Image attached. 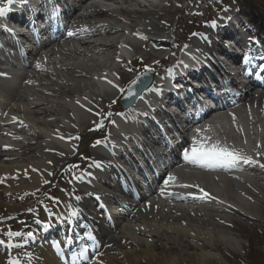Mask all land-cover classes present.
Here are the masks:
<instances>
[{
  "label": "bare ground",
  "instance_id": "6f19581e",
  "mask_svg": "<svg viewBox=\"0 0 264 264\" xmlns=\"http://www.w3.org/2000/svg\"><path fill=\"white\" fill-rule=\"evenodd\" d=\"M104 1L109 2L105 4L93 0L90 4L82 3L74 10L76 13L81 10L86 13L93 12L96 17L103 14L112 19L89 23L93 29L89 39L70 37L65 42H57L44 53L39 52L32 56L22 47L10 42V39H6L16 49V59L26 66L19 84L17 77L7 81L0 77V114H5L1 117L0 128V178L2 185L6 187L8 199L15 201L17 195L25 196L33 192L34 188L42 187L50 181L57 167L69 164L85 149H91V165L86 168L82 177L69 182L68 189L71 191L68 193L66 187V193L62 194L60 202L67 214L65 221H68L63 223L61 218L57 219L55 225L63 228L59 229L61 232H56L57 234H63L66 228L72 233L76 230L77 234L80 233L78 230L83 231L78 218L73 216L77 213L82 220L93 224L89 236H97L102 251L110 252L99 256L109 264H157L158 260L166 264L164 255L171 249H178L179 253L170 264H178L180 260L187 261V264H209L215 261L222 264L223 259L218 250L216 253L208 249L218 247V244L222 243L237 250L236 242L229 237L236 226L231 216L242 215L252 219L254 213L260 211L264 205V167L260 166L264 164V91H251L239 96L237 107L228 108L226 111L231 113V125L228 128L225 122L222 123L220 131L216 133L217 137L226 139L234 147L230 151L245 157L249 156L248 153H253L255 158L251 160L255 163L215 165L211 174L192 175L201 164H193L176 156L177 163L174 166L164 167L161 155L144 146L145 140L150 138L146 133L147 128L136 126L148 119L154 122L159 116L167 119L163 111L156 109L150 118H136L138 113L133 108L119 110L117 114L106 119L104 116L108 106L120 99L126 84L143 68L154 70L157 77L148 91L139 98L136 106L146 108L152 98L157 100L156 92L163 80L161 71L167 69L164 65L168 60H176L178 51L181 53V60L174 68L176 74L181 76L193 67L202 68L203 74L199 77L205 82L208 73L214 76L234 75V68L228 66L230 61L225 58L227 56L240 64L243 56L237 53L234 55L221 44L226 33L221 31V25H217L218 21L215 19L218 16H210L208 24L197 34L194 31L199 25L198 20L204 18L203 15L207 13L200 10L209 7L208 0H203L202 5H199L197 0ZM111 2L116 5L115 8L110 6ZM241 12L243 11H239V14ZM180 13H186L183 22L179 18L175 19ZM245 13L256 20L259 19L260 12L255 5ZM230 16L232 15L228 13L225 15L227 20ZM86 20L87 17H82L79 22ZM172 21L177 22L175 27H171ZM263 24L260 22L261 30H264ZM233 31L236 35L231 41L238 38L234 43L236 46L255 44L256 39L249 37L248 30L244 29L241 33H237L235 28L229 30L230 33ZM5 38L6 33L0 44L6 42ZM6 52L5 57L12 56ZM245 52L244 49L243 54L246 56ZM125 55L132 56V62L128 63ZM217 55H221L222 60ZM224 60L228 64L224 63ZM37 64L40 65L39 68ZM133 74L135 75L131 77ZM232 78L227 81L228 84L237 79L233 76ZM191 79V74L187 78L182 76L183 85L189 86L187 83ZM117 80L122 85H118ZM219 83L223 84L221 81ZM173 84L176 85L175 80ZM179 95L176 91L166 99L175 100L177 103L189 100H183ZM207 120L212 126L213 118L209 117ZM238 120L244 122L243 129L237 123ZM156 127L164 130L160 125ZM213 128L215 129L214 126ZM106 130L108 139L104 137ZM175 135L177 139L180 138L177 133ZM75 137L78 139H73ZM198 142L211 145V142L207 141ZM236 142H248L254 149L246 147L245 152L244 147L238 146ZM185 144L190 145L191 141L185 139ZM221 145L218 143L220 148ZM191 149L192 146L185 151L191 152ZM133 150L140 151V156H144L150 163L157 159L156 169L160 167L164 172L160 180L176 165L183 166L179 170L182 176L173 174L174 180L165 179L158 189V196L141 206L128 201L123 204L119 200L121 197L116 194L117 189L121 188L126 194L134 193L132 189L126 188L125 185L129 186L131 183L124 179L121 169L115 168L117 161L122 164L124 160L138 166L135 160L129 162L131 158H126V154ZM112 168L120 177V182H116L115 188L112 184L109 185L103 196L107 201L116 202L125 208L120 210L125 220L122 222L115 216L116 213L112 215V211H116L112 206L111 217L114 226L108 229L97 224L90 216L88 205L92 203V198H97V191L101 190L99 191L97 186L88 187L89 180H84L83 177L95 173L97 176L94 182L105 184L109 178H114L108 173ZM214 170L221 171L224 175ZM78 186L81 189L85 187L84 194H80L82 198H77L74 193L76 189L79 190ZM146 188L142 186L140 189L145 191ZM201 189L209 196L204 197ZM171 201L189 203L194 207H177L170 204ZM20 202L26 203V200L22 198ZM127 208L130 211L126 212ZM42 220L46 225L50 222L44 215ZM188 227L190 229H187ZM40 232L44 234L43 230ZM187 238L198 242L201 251L190 254L185 250L183 241ZM68 241L76 242L73 236L61 240L65 243ZM49 243L55 244L53 240ZM129 244L136 250H124L122 246ZM40 247L41 257L36 253L34 259L24 258L23 261H17L14 255L11 260L14 264L29 261L36 264H56V255L50 245L44 242ZM155 250L164 255H156L153 252ZM97 261L91 264H99Z\"/></svg>",
  "mask_w": 264,
  "mask_h": 264
},
{
  "label": "rangeland",
  "instance_id": "374dc122",
  "mask_svg": "<svg viewBox=\"0 0 264 264\" xmlns=\"http://www.w3.org/2000/svg\"><path fill=\"white\" fill-rule=\"evenodd\" d=\"M226 3L234 2L233 0H224ZM240 1V0H239ZM260 5L262 15L264 17V0H256ZM211 4H220L219 0H212ZM245 6L243 8H246ZM263 10V11H262ZM179 18V14L175 19ZM176 21H172L171 27H174ZM144 68L137 72L140 74ZM84 139V135H82ZM88 150V149H87ZM88 151H83L78 157L74 158L69 164H63L57 167L56 172L52 174L49 182L42 187L34 188V191L24 195H17L16 200H9L6 192V187L2 185V178H0V264H8V254H17V258L25 257L27 253L35 249L34 245H27L31 241L28 237L32 231L39 228L41 225V216L44 210V215L49 214L51 218L54 215L55 208L64 214V210L59 203L63 193H66L69 182L76 180V176L82 172L87 165ZM63 186V188H62ZM62 188V189H61ZM68 192L69 189H68ZM79 193H81L79 191ZM25 194V193H23ZM22 196V197H21ZM25 199L26 203L20 202ZM96 203H92V211L94 212ZM47 209V210H45ZM98 212V210H97ZM236 215V214H235ZM252 218V217H251ZM232 220L236 223L234 230L230 232V239L236 242L237 250H233L231 246L225 244H218V247L209 248L208 251L218 252L223 259L222 264H264V243L257 242L256 250H252L250 254L249 245L255 241L263 240L264 238V205L260 211L254 213V217L249 219L246 216L236 215L232 216ZM187 229H190L189 227ZM28 233V234H27ZM261 233V235H255ZM7 235V236H6ZM6 236V239H5ZM262 236V238H261ZM12 240L14 245H10L8 249V241ZM18 240V243L16 241ZM3 245H7L6 247ZM124 250H136L132 245H123ZM183 248L188 250L190 254H195L201 251V245L192 239L187 238L183 241ZM156 255H160L156 250L153 251ZM179 250L171 249L164 255V262L170 264L177 256ZM217 253V252H216ZM30 254V253H29ZM110 254V253H108ZM157 264H162L160 260ZM178 264H187V261L180 260ZM209 264H218L216 261ZM221 264V263H220Z\"/></svg>",
  "mask_w": 264,
  "mask_h": 264
},
{
  "label": "snow or ice",
  "instance_id": "6c2138e0",
  "mask_svg": "<svg viewBox=\"0 0 264 264\" xmlns=\"http://www.w3.org/2000/svg\"><path fill=\"white\" fill-rule=\"evenodd\" d=\"M9 4L13 3V0H8ZM4 10L0 9V16H3ZM37 67L39 68L40 65L37 64ZM0 75H3L0 73ZM135 83V82H133ZM127 95L129 97L135 96V92L132 89H129L127 91ZM197 132H199V129H197ZM78 139V137H77ZM99 143V141H97ZM184 159L190 163H200L201 166L209 167V166H215V165H234L236 163H255V161L251 160L249 157H245L235 151H230L224 148H220L218 145H208L203 142H198L193 139V146L191 149V152L184 151L183 153ZM261 167H264V164L260 165ZM169 180H174L175 177H169ZM167 183V181L165 182ZM187 187V185H185ZM201 192H203V189H201ZM163 195V192H161ZM204 197H208L209 194L207 192H203Z\"/></svg>",
  "mask_w": 264,
  "mask_h": 264
},
{
  "label": "water",
  "instance_id": "95a60500",
  "mask_svg": "<svg viewBox=\"0 0 264 264\" xmlns=\"http://www.w3.org/2000/svg\"><path fill=\"white\" fill-rule=\"evenodd\" d=\"M150 79L147 76H141L135 83L131 84L129 89H132L135 92V96L129 97L126 93L125 99H132V101L137 98V96L147 87L148 81ZM127 90V91H128Z\"/></svg>",
  "mask_w": 264,
  "mask_h": 264
}]
</instances>
